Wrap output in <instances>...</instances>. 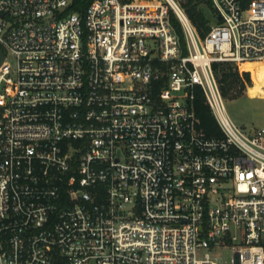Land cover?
Listing matches in <instances>:
<instances>
[{"label": "built area", "instance_id": "obj_1", "mask_svg": "<svg viewBox=\"0 0 264 264\" xmlns=\"http://www.w3.org/2000/svg\"><path fill=\"white\" fill-rule=\"evenodd\" d=\"M212 1L202 38L180 0H0V264H264V129L213 69H264V0Z\"/></svg>", "mask_w": 264, "mask_h": 264}, {"label": "trees", "instance_id": "obj_2", "mask_svg": "<svg viewBox=\"0 0 264 264\" xmlns=\"http://www.w3.org/2000/svg\"><path fill=\"white\" fill-rule=\"evenodd\" d=\"M95 0H72L70 7L66 13H79L81 16H85L90 4ZM183 8L185 9L189 19L198 30L200 36L205 38L211 31L213 24L211 19L206 14L205 9H209L215 16L218 17V13L214 8L212 0H180ZM171 21L176 28L178 34L181 37L185 53L186 39L183 32L182 24L180 23L174 12L171 13ZM215 75L219 81L221 91L224 98H237L241 92L246 90L247 84L252 85L253 80L249 72H245L243 76L240 74L237 66L234 63L223 62L215 63L213 65ZM195 99L194 107L196 114L200 120L199 127L209 137L222 136L221 128L218 121L207 103L204 91L201 86L194 88Z\"/></svg>", "mask_w": 264, "mask_h": 264}, {"label": "rangeland", "instance_id": "obj_3", "mask_svg": "<svg viewBox=\"0 0 264 264\" xmlns=\"http://www.w3.org/2000/svg\"><path fill=\"white\" fill-rule=\"evenodd\" d=\"M205 10L212 24L217 25L219 17L209 9ZM243 68L253 70V84L248 85L237 98H224V106L233 123L244 132L251 134L264 129V69H257L252 64ZM212 253L218 264H232L234 254L231 246L217 249Z\"/></svg>", "mask_w": 264, "mask_h": 264}, {"label": "water", "instance_id": "obj_4", "mask_svg": "<svg viewBox=\"0 0 264 264\" xmlns=\"http://www.w3.org/2000/svg\"><path fill=\"white\" fill-rule=\"evenodd\" d=\"M220 18H221V16H219V19H220ZM4 58H5L4 51H3L2 48H0V66H1V64L3 63Z\"/></svg>", "mask_w": 264, "mask_h": 264}, {"label": "bare ground", "instance_id": "obj_5", "mask_svg": "<svg viewBox=\"0 0 264 264\" xmlns=\"http://www.w3.org/2000/svg\"><path fill=\"white\" fill-rule=\"evenodd\" d=\"M246 65H249V64H246ZM245 66V65H244Z\"/></svg>", "mask_w": 264, "mask_h": 264}]
</instances>
